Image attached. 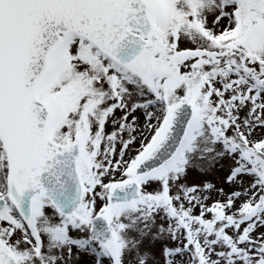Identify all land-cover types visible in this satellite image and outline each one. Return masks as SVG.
<instances>
[{
	"label": "snow or ice",
	"instance_id": "6c2138e0",
	"mask_svg": "<svg viewBox=\"0 0 264 264\" xmlns=\"http://www.w3.org/2000/svg\"><path fill=\"white\" fill-rule=\"evenodd\" d=\"M0 264H264V0H0Z\"/></svg>",
	"mask_w": 264,
	"mask_h": 264
}]
</instances>
